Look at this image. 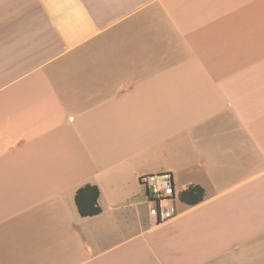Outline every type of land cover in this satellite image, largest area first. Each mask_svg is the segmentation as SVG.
Wrapping results in <instances>:
<instances>
[{"label":"crops","instance_id":"1","mask_svg":"<svg viewBox=\"0 0 264 264\" xmlns=\"http://www.w3.org/2000/svg\"><path fill=\"white\" fill-rule=\"evenodd\" d=\"M0 264H264V0H0Z\"/></svg>","mask_w":264,"mask_h":264},{"label":"built area","instance_id":"2","mask_svg":"<svg viewBox=\"0 0 264 264\" xmlns=\"http://www.w3.org/2000/svg\"><path fill=\"white\" fill-rule=\"evenodd\" d=\"M138 184L144 191V202L148 215L156 224L172 220L174 211L175 185L173 175L169 172L142 175Z\"/></svg>","mask_w":264,"mask_h":264},{"label":"trees","instance_id":"3","mask_svg":"<svg viewBox=\"0 0 264 264\" xmlns=\"http://www.w3.org/2000/svg\"><path fill=\"white\" fill-rule=\"evenodd\" d=\"M203 190L198 186L189 187L181 193V201L188 205H195L202 201ZM99 190L96 186L85 185L79 188L75 194V205L81 217H91L100 213V208L97 204Z\"/></svg>","mask_w":264,"mask_h":264}]
</instances>
